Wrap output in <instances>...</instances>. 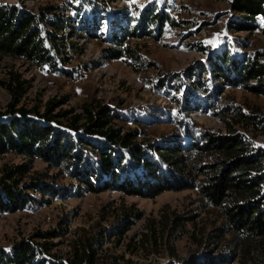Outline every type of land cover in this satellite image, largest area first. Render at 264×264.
Segmentation results:
<instances>
[{"label":"trees","instance_id":"16d2710c","mask_svg":"<svg viewBox=\"0 0 264 264\" xmlns=\"http://www.w3.org/2000/svg\"><path fill=\"white\" fill-rule=\"evenodd\" d=\"M16 1L0 4V55L22 60L49 75L73 76L67 67L74 57L71 49L78 46H71V40L80 33L106 42L107 59L126 57L138 61L141 59L138 52L125 46L128 40L161 34L166 25L180 24L165 10L148 9L133 29L122 24L116 26L120 21L115 20L106 37L99 34L97 16L90 21L79 17L74 20L59 14L62 10L58 6L44 5L35 11L26 4L39 0ZM231 9L235 18L228 22L229 32L252 34L259 29L258 18H264V0H232ZM215 57L208 60L210 71L202 66L187 76L197 77L204 93H212L210 86L206 88L203 83V77L209 75L216 82L213 93L218 97L227 87L264 96V51L243 59L232 58L229 51ZM11 75L8 82L2 83L12 102L6 112H0V156L16 155L24 163L2 170L0 212L31 210L48 203L46 197L60 195L59 188L47 176L32 175L36 160L57 169L60 175L76 178L80 189L88 193L112 191L155 199L166 192L196 190L204 207L218 210L222 224L199 242L205 252L185 259L173 254L174 261L168 264H264L263 148L255 150L246 136L232 127L225 135L204 129L188 130L187 143L178 140L150 146L158 155L154 160L147 148L138 143V131L115 123L118 116L110 107L84 106L81 114L72 109L56 113L65 103L62 99L49 101L44 112L27 109L20 104L28 92V82L18 73ZM171 80L161 83L178 90ZM208 105L215 108L212 95ZM194 109L200 111L201 107ZM225 109L223 115L230 114L247 129L255 128L264 134L261 114H246L239 105L229 104ZM114 213L117 224L111 231L98 229V224L91 228L94 233L89 237L85 229L75 231L65 260L51 254L52 244L48 241L68 235V230L38 234L36 237L45 240L44 243L22 240L11 252L0 251V264H134L124 255L105 258L101 254L107 239L116 237L120 241L143 218L135 208L116 209ZM191 221L193 217L179 216L169 219L164 228L175 241L190 234L187 224Z\"/></svg>","mask_w":264,"mask_h":264},{"label":"rangeland","instance_id":"374dc122","mask_svg":"<svg viewBox=\"0 0 264 264\" xmlns=\"http://www.w3.org/2000/svg\"><path fill=\"white\" fill-rule=\"evenodd\" d=\"M16 2L0 0V4ZM231 2L232 0L28 2V8L35 11L44 5L58 6L62 10L59 14L63 13L74 20L79 17L82 21H90L97 16L99 34L106 37L115 20L120 21L116 26L122 24L125 28L133 29L140 16L148 9L165 10L180 24L166 25L161 34L154 33L144 38L128 40L125 46L138 52L141 57L138 61L126 57L120 60L107 59L104 53L106 42L80 33L71 40V46H78L70 51L74 57L67 68L72 70V77L49 75L22 60L0 55V112H6L12 102L11 94L2 83L8 82L12 73H18L28 82V92L20 106L44 112L49 101L63 99L65 103L56 113L60 109H72L80 114L84 106H108L118 116L116 124L127 130L138 131V143L147 148L149 157L154 160H157L158 155L150 146L156 147L178 140L187 143L188 130L196 132L204 129L225 135L232 127L245 135L255 150L264 149L263 133L255 128L247 129L230 114L223 115L225 108L231 104L241 106L246 114L264 116L263 95H256L242 88L227 87L218 97L213 93L216 82L208 75L203 77V83L206 88L210 86V95L213 104H216L213 108L208 105L210 95L204 93L197 77H187L194 69L202 66L210 71L209 58L215 60V56L225 51H229L235 59L251 58L264 51V18H258L259 29L252 34L228 31L229 20L235 18ZM178 77L182 78L181 81L174 83L173 80ZM169 78L179 91L161 83V80ZM188 106L190 109H187ZM196 107H201V110L195 111ZM23 163L24 160L16 155L0 156V178L5 166ZM120 172L123 173L122 170ZM33 174L47 176L49 182L59 188L60 195L46 197L48 203L31 210L14 214L0 212V251L11 252L14 245L22 240L34 239V243H44L45 240L36 237L40 233L68 230V235L48 241L52 244L51 254L65 260L70 253V243L75 238V231L85 229L89 237L94 233L90 230L96 224L98 229L111 231L117 224L114 210L135 208L143 218L137 220L120 241L116 237L107 239L101 251L102 256L109 258L124 255L125 259L132 260L134 264H168L174 261L173 254L179 259H185L192 254L205 252V247H201L199 242L222 224V219L217 215L218 210L204 207L196 190L166 192L155 199L129 197L112 191L88 193L83 187L80 189L81 185L76 178L60 175L57 169H50L48 164L40 160L32 164ZM36 196L42 199L40 195ZM179 216L193 217L194 221L187 224L190 234L173 241L164 226L169 219ZM180 232L177 233L178 236Z\"/></svg>","mask_w":264,"mask_h":264}]
</instances>
